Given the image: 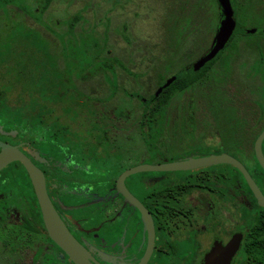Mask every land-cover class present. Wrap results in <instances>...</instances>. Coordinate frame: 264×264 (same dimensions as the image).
I'll list each match as a JSON object with an SVG mask.
<instances>
[{"label":"flooded vegetation","instance_id":"obj_1","mask_svg":"<svg viewBox=\"0 0 264 264\" xmlns=\"http://www.w3.org/2000/svg\"><path fill=\"white\" fill-rule=\"evenodd\" d=\"M213 1L217 10L180 20L173 46L165 44L154 10L156 0H0V53H6L0 57V67L16 49L5 37L11 30H24L19 48L24 45L29 49L20 52L22 56L35 42L28 29L56 47L59 39L50 32L57 26L62 33L63 60L56 65L57 82L64 77L59 83L67 82L71 89L27 88L14 93L15 86L0 74V142L16 148L42 173L56 213L91 264H206L213 250L223 251L235 235L242 234L240 248L231 261L240 264L250 225L244 211L246 208L251 213L256 208L250 205V197L242 194L239 176L232 169L235 167L224 164L186 171L139 172L126 177L119 187L127 171L144 165L229 155L249 169L250 165L228 152L229 143L152 139L156 118L146 117L151 113H164L165 119H170L178 112L187 125L216 124L206 113L197 114L191 97L197 87L214 89L210 94L218 119L220 106L226 103L235 105L240 120H247L240 116V110H249L247 121L256 126L250 141L253 157L252 152L247 157L252 163L256 159L255 143L264 131V116L256 113L251 101L255 95L252 89L239 91L237 87L230 102L221 88L229 78L223 74L226 55L235 61H228V65L238 62L264 70V48H248L243 55L231 51L247 44L242 36L257 34L250 27H241L232 7L236 27L230 40L212 61L194 71L217 34L220 13ZM247 1L235 0L238 11L250 13L245 9ZM92 23L94 35L103 41L94 44V53L88 51L91 59L85 60L84 72L81 68L76 73L75 60L68 51L71 44H77L70 38L85 34ZM259 28L264 42V24ZM140 32L148 36L142 38L137 35ZM112 36L120 37L125 56L115 53L117 43L112 42ZM200 38L202 43L208 39L209 46L193 59L191 46ZM100 44L104 45L101 53ZM136 66L145 69L135 72L131 67ZM153 71L156 75L151 81ZM16 72V81L29 79L28 66L24 72ZM122 73L134 79L136 90L122 86ZM180 73L189 79L193 74L198 77L195 87L181 96L190 94V106L150 105L152 96ZM95 82L101 85L93 88ZM67 99H72V105ZM58 103L64 104L58 107ZM262 149L264 154V142ZM231 178H235L234 185L225 186V180ZM257 237L254 234V239ZM0 264H77L50 235L32 177L19 161L0 170Z\"/></svg>","mask_w":264,"mask_h":264},{"label":"rangeland","instance_id":"obj_2","mask_svg":"<svg viewBox=\"0 0 264 264\" xmlns=\"http://www.w3.org/2000/svg\"><path fill=\"white\" fill-rule=\"evenodd\" d=\"M230 4L234 8L237 13V16L240 20L241 27L243 28H252L253 33H257L254 36L249 37H241V40L246 39L244 47L238 48L235 50L233 48L231 51L236 52L238 55H243L247 52L248 48L259 50V45L264 48V42L260 38V26L264 24V0H248L245 9L250 11H238L237 5L235 0H229ZM157 3L156 10V17L159 21V26L162 33L165 35V44L175 45V36L179 30V26H181L180 20L187 21L190 18H195L197 14L200 13H208L213 10H217L216 4L213 0H156L155 7ZM152 4V2H151ZM201 15V14H200ZM263 17V18H262ZM99 25V23H97ZM57 27V26H56ZM54 27L53 31L50 32L52 36L56 39L58 38L59 46H54L49 40H43L40 38L39 35L35 34L32 29H28L30 35L32 36V40L35 41L36 44L33 43L31 52H26V56H22L20 52L24 53L28 50V46H21L22 45V32L24 30L21 29H13L10 31L9 34H6L5 37L10 41V43H14L16 47L15 52H11L8 63L2 65L0 67L1 76L6 78V83L12 84L15 86V92H20L21 90H25L27 88H32L33 90H41L44 87L48 90L59 91V90H69L71 89L70 85L66 83H59L61 80H64V77L58 80V72L56 70V65H58L59 61L63 59V39L62 33L58 32L57 28ZM185 27V26H184ZM213 27V25L211 26ZM94 24L90 25L85 35L82 37L81 35H75L74 38L71 37V43L74 41L76 42V47H73V44L70 45L69 51L71 58L75 60V69L76 73L81 71V55L80 52L82 50H87L91 54L96 51L94 44L95 40L100 43L102 38L99 36L96 37L94 35ZM137 35L144 38L148 36L146 32H140ZM206 35V34H205ZM207 38V35H206ZM88 40L90 42L80 45V40ZM113 39V40H112ZM240 37H236V40H239ZM31 40V41H32ZM111 40L113 43H117L115 53L119 56L126 55V49L123 46V42L121 41L120 37L112 36ZM208 39H205L204 42H201V38L198 39L193 46V59L198 58L201 56L204 51L207 49L209 45ZM104 44V43H103ZM19 48V49H18ZM99 52L101 53L104 50V45H99ZM18 49V50H17ZM2 55L6 56L5 52L0 53V57ZM227 60L223 63V74L225 77L229 78L226 79V85L222 86V91H225L229 96L227 100L230 102L234 101V94L237 93V87L239 91H246L252 89L255 99L251 100L253 105L256 107V113L258 116H264V70L259 69L258 66H248L245 67L243 63H232L228 65V61L235 62L232 59L227 57ZM62 59V60H60ZM226 64V65H225ZM9 65V66H7ZM28 66V77L25 81H16V71L24 70ZM225 67V68H224ZM134 69L135 72H142L145 67L144 66H136L131 67ZM10 70V72H9ZM89 72L92 74L94 72V67L89 69ZM156 75V72L153 71L151 73L150 80L153 81V76ZM246 77H251L254 79L253 81L248 80ZM228 82V81H232ZM32 81V82H31ZM120 82L123 87L128 89L129 91L136 90L134 79L128 76L125 73H122L120 76ZM56 84V85H55ZM101 85L99 82H95L93 88ZM155 91V87L152 89V92ZM214 89L209 86L197 87L192 94V99L194 101V106H196L197 114H207V117L213 120L216 124H205L202 125L201 123L197 126L196 124L187 125L185 127L180 126V121L184 119V116L180 115L179 113L172 116L170 119H165L163 122H158L159 125L163 127V132H160V128L156 129V134L152 139H189V140H199V139H207V140H218L222 141L223 143L228 144V152L230 154H235L239 158V160L243 161L247 165H250L251 159L248 154H251L253 157V149L250 145L251 138L255 136L252 135V129L256 126V124L250 125L247 120H250V112L247 109L240 110V116L246 118L247 120H240L237 118L235 114L236 107L233 104H224L220 106V115L218 119L216 112L214 111V107H216L213 103V99L211 98ZM15 95V94H14ZM214 96V95H213ZM238 96V95H237ZM235 96V97H237ZM190 94L184 95L179 99L175 100L174 106L181 107L186 106L190 102ZM249 94L245 96L246 100H249ZM237 99V98H236ZM69 105H72V99L66 100ZM64 104V103H63ZM62 103H58L56 106L60 107L63 105ZM53 104H50L52 106ZM54 120V119H53ZM84 122V120H80ZM87 122V120H85ZM53 122V121H50ZM202 125V126H201ZM238 153L241 155L238 156ZM225 169V168H223Z\"/></svg>","mask_w":264,"mask_h":264},{"label":"water","instance_id":"obj_3","mask_svg":"<svg viewBox=\"0 0 264 264\" xmlns=\"http://www.w3.org/2000/svg\"><path fill=\"white\" fill-rule=\"evenodd\" d=\"M219 13H220V22L218 25V30L216 37L214 39L213 45L208 51V53L199 60L194 65V71H199L202 69L207 63L212 61L227 45L230 40L235 27L236 22L234 19V11L232 5L229 0H216ZM175 79L169 80L163 88H167ZM162 89L157 92V96L160 95ZM263 142H264V131L257 138L255 143V156L256 159L264 170V154H263ZM0 170H2L5 166H7L12 161L21 162L25 168L29 171L34 188L36 191V195L43 213L44 220L46 222L47 228L49 230L50 235L60 243L66 251H68L72 257L74 258L77 264H91L87 260L84 249L72 238V236L68 233L64 224L60 220V217L56 213L52 202L46 192L45 182L42 173L35 168L32 163L16 148L11 147L9 145L3 144L0 142ZM231 165L238 169L243 175L246 183L248 184L252 194L257 200L258 206L264 209V194L261 189L251 177L250 173L246 169V167L239 162L238 160L232 158L229 155H221V156H212L203 159L190 160L186 162H175L168 163L158 166L144 165L130 171H127L119 180V187L123 186L124 179L130 175L146 172V171H186L199 169L204 167H209L213 165ZM123 193L127 196L131 203L133 202V197L123 190ZM243 236L242 234H237L233 237V239L227 244L225 249H215L212 251L210 256L207 259L206 264H231V261L237 251L240 248Z\"/></svg>","mask_w":264,"mask_h":264},{"label":"trees","instance_id":"obj_4","mask_svg":"<svg viewBox=\"0 0 264 264\" xmlns=\"http://www.w3.org/2000/svg\"><path fill=\"white\" fill-rule=\"evenodd\" d=\"M84 35L85 34H81L82 37ZM88 42L90 41L86 39L82 41L80 40V45L86 44ZM97 43L98 42L95 40V44ZM34 44L36 43L34 42ZM80 55L82 60L81 68L83 73L85 60L91 59V56L89 55L87 50H82L80 52ZM71 57L72 55H70V58ZM196 77L197 76L193 74L192 79H189L188 75H186L185 73L178 74L177 79L176 77H173L175 80L170 84V86H168L167 88H162V91L163 89L164 90L166 89L163 93L161 91L159 96L157 95L152 96V102L150 105L160 108L174 106L175 100L179 99L185 92L195 87V85L198 83V81H196L198 80L197 79L198 77L197 78ZM186 106H190V104L188 103ZM146 117L156 118V129L159 127L160 132L165 131L163 130V127L158 124V122L164 123L166 114L151 113L150 115H146ZM180 126L183 127L187 126V122L185 121V118L181 121ZM260 132L257 134V136L260 134ZM232 169L236 171L239 176L242 194L248 195L250 197V205H253V207L256 208V210L251 213L246 208H245L246 211H244L245 212L244 216L247 217V219L250 221V225L249 227H247L248 231L246 233V240L245 243L243 244L241 251L242 256L240 259V264H264V216H263L264 210L257 205V202L254 196L252 195V192L250 191V188L246 183L243 175L235 168ZM248 171L255 180V182L258 184V186L264 191V170L261 168V166L259 165V163L256 161L255 158H254V162L250 164ZM234 183H235V178L225 180V186H233ZM254 234L258 236L256 239H254Z\"/></svg>","mask_w":264,"mask_h":264}]
</instances>
